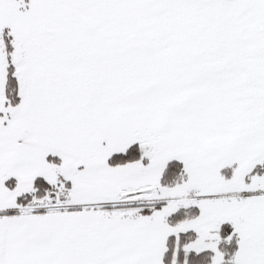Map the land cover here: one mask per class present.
<instances>
[{
	"label": "snow or ice",
	"instance_id": "6c2138e0",
	"mask_svg": "<svg viewBox=\"0 0 264 264\" xmlns=\"http://www.w3.org/2000/svg\"><path fill=\"white\" fill-rule=\"evenodd\" d=\"M0 264H264V0H0Z\"/></svg>",
	"mask_w": 264,
	"mask_h": 264
}]
</instances>
